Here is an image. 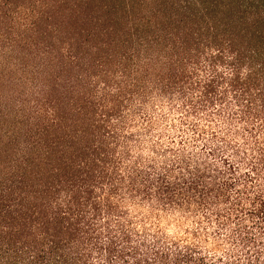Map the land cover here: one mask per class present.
Returning a JSON list of instances; mask_svg holds the SVG:
<instances>
[{
	"label": "trees",
	"instance_id": "16d2710c",
	"mask_svg": "<svg viewBox=\"0 0 264 264\" xmlns=\"http://www.w3.org/2000/svg\"><path fill=\"white\" fill-rule=\"evenodd\" d=\"M204 48L234 74L217 73L203 100L264 114V0H0V264H91L102 250L134 258L111 226L126 197L230 198L240 170L227 158L226 171L128 174L117 123L146 62ZM249 165L241 178L251 182L264 150ZM235 203L246 230L264 224L261 195Z\"/></svg>",
	"mask_w": 264,
	"mask_h": 264
},
{
	"label": "clouds",
	"instance_id": "9594fccd",
	"mask_svg": "<svg viewBox=\"0 0 264 264\" xmlns=\"http://www.w3.org/2000/svg\"><path fill=\"white\" fill-rule=\"evenodd\" d=\"M215 55V49H193L183 56L146 62L133 74L138 90L129 94L128 107L117 123L122 139L128 137L124 141L128 174L147 173L154 180L206 165L226 171L223 159L227 158L240 170L230 198L201 201L186 195L168 200L132 194L122 203L124 215L112 218L111 226L122 241L120 247L135 250L134 258L114 255L109 259L102 250L93 252L96 258L91 264H125V260L134 264L136 259L144 264L145 258L150 264H174L177 256H190V264H264V224L249 225V232L233 218L239 214L236 201L247 209L252 197L259 194L264 199V166L252 173L251 182L241 178L257 149L264 150V114L245 117L235 103L203 100L205 84L217 73L226 79L234 74L226 65H213ZM246 71L241 70L242 78ZM170 74L179 78L178 84L167 86ZM225 88L227 83L218 91L223 94ZM243 224H248L247 219ZM125 235L127 241H123ZM105 243L106 239L100 241Z\"/></svg>",
	"mask_w": 264,
	"mask_h": 264
}]
</instances>
